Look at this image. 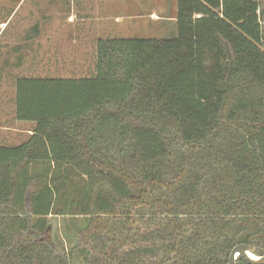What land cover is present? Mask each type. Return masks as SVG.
Masks as SVG:
<instances>
[{
	"label": "trees",
	"instance_id": "16d2710c",
	"mask_svg": "<svg viewBox=\"0 0 264 264\" xmlns=\"http://www.w3.org/2000/svg\"><path fill=\"white\" fill-rule=\"evenodd\" d=\"M175 4L171 38H98L89 77L14 79L15 120L35 126L0 145V264L101 263L41 239L50 215L97 242L120 229L138 246L120 264L177 236L193 237L177 264L264 253V0Z\"/></svg>",
	"mask_w": 264,
	"mask_h": 264
},
{
	"label": "rangeland",
	"instance_id": "374dc122",
	"mask_svg": "<svg viewBox=\"0 0 264 264\" xmlns=\"http://www.w3.org/2000/svg\"><path fill=\"white\" fill-rule=\"evenodd\" d=\"M175 16V0H0V22L3 23L0 26V71L6 70L8 64L9 59L6 58L10 50L8 40L13 42L15 37L12 38L10 34L13 31L25 32L32 27L46 29L45 31L59 30L58 35L53 37L55 42L42 47L44 60L42 63L45 65L53 61L57 64L60 61L66 65L64 59L71 57L72 64L69 66L71 72L88 75L93 72L95 41L98 38L168 39L175 35ZM261 27L264 35V18ZM72 40L77 44L72 43ZM21 44L20 53L24 58L29 52L28 62L24 61L21 55L23 63L26 65L32 63L36 57L33 44L26 42ZM19 69H22L18 72L19 75L32 76L35 73L33 67ZM40 70L42 69L38 71ZM44 71L41 72L45 73ZM66 72L68 70L62 74ZM13 94L12 81H0V144L4 143L1 138L5 135L4 130L8 128L6 123L10 122L15 131L11 132L6 144L11 146L18 145L24 139L19 134L21 127L15 122ZM12 137L14 139H11ZM45 221V234L40 238L52 239L62 231L63 239L65 238L64 248L70 250L71 245L67 240H71L75 227L68 225L66 227H69L70 231L66 232L64 228L61 230L60 227H64L61 218L51 215L45 218Z\"/></svg>",
	"mask_w": 264,
	"mask_h": 264
},
{
	"label": "crops",
	"instance_id": "0c3cea01",
	"mask_svg": "<svg viewBox=\"0 0 264 264\" xmlns=\"http://www.w3.org/2000/svg\"><path fill=\"white\" fill-rule=\"evenodd\" d=\"M3 25V23L0 22V26ZM46 29H26V31L22 32V30H19L18 33H15L16 31H13L11 34L12 38H13V42L8 40L9 42V51L8 50H5V51H8V55L6 56V58H8V64H7V67H6V70H3V71H0V81L1 82H4V81H7V80H11L12 81V84L14 83V79L16 77H34V78H37V77H51V78H81V77H87L88 75L90 76L91 74L89 73L88 75H84V74H81V75H78L77 73L75 72H71L72 69L69 68V66L72 64L71 62V57L68 58L67 60L64 59V63H66V65H63L62 63H60V61H58V63H54L53 61L50 62L49 64H43L42 61L43 60V53L41 52V49L42 47L45 45L46 47L49 45V44H52L55 42V39L53 38L55 35H58L57 32H59V30L55 32V30H51V31H45ZM1 32V30H0ZM5 32V30H4ZM3 32V34H4ZM49 32V33H47ZM21 41V42H20ZM11 42V43H10ZM16 42V43H15ZM22 42H26V43H29V44H33V47H34V51L36 53V57L35 59H33L30 63V64H25L23 63L24 61H29V58H28V54H26V58H24V55H22V53H20V45ZM72 43H76L75 40H72ZM22 45V44H21ZM83 47V46H82ZM44 52V51H43ZM40 53V54H38ZM25 59H22V57ZM59 59V57H58ZM24 60V61H23ZM76 62V61H74ZM78 63V62H76ZM26 67H30V68H34V74L32 76H26V75H19V71L21 72L22 69H19V68H26ZM58 68H60L58 70ZM39 69H42L45 73H42L40 71H38ZM53 70V71H50ZM94 69V68H93ZM66 74H62L63 72L67 71ZM59 71V72H58ZM62 71V72H61ZM58 72V73H56ZM61 72V73H60ZM12 78V79H11ZM9 104L11 105V101L9 102ZM12 107H13V102H12ZM10 110H12L10 108ZM17 124H19V126L21 127V131L19 132V134L21 135V137H24L23 141H26L28 139V137L30 135H32V131L34 129V124L33 123H29V122H18V121H15ZM6 125H8V128L6 130H4L5 132V135L3 138H1V140H3L4 143L0 144L1 146H11V145H7V140L10 138V134L11 132H14L15 130H13V127H12V124H10V122L6 123ZM27 126V127H24ZM24 127V128H23ZM11 139H14V137H12ZM21 142V143H22ZM20 144V143H19Z\"/></svg>",
	"mask_w": 264,
	"mask_h": 264
},
{
	"label": "flooded vegetation",
	"instance_id": "af4514ba",
	"mask_svg": "<svg viewBox=\"0 0 264 264\" xmlns=\"http://www.w3.org/2000/svg\"><path fill=\"white\" fill-rule=\"evenodd\" d=\"M60 229L62 230V227H60ZM116 232H118L119 235H116L115 237H110V236L101 237L100 238L101 242L95 241V239L97 238H93L92 236L85 237L84 235L74 234L73 236H71V240L72 238L73 240L70 244L71 245L70 250L68 249V252L66 253H69V254L71 253L74 259H76L79 255L78 250L81 248H84L86 249L87 257L90 262L93 261L94 258H98L101 260L100 264H120V253H122L123 250L125 252L128 250H133L134 248H137L138 246L128 245V248L122 247L120 249V229H117ZM61 234H62V231L58 235H61ZM190 239H193V237L192 236H177V237H173L170 241H166V244L163 246L164 251H160L158 254V257L154 256V258L149 259L148 264L151 262L156 263V264H162L161 260L164 259L163 256L169 259L166 264H177L174 262L175 261L174 258L176 257L177 252L183 249L184 248L183 244ZM109 240H112L114 242H109ZM238 245H247V244H238ZM236 246L232 247V249L229 251L226 264L228 263L229 255L231 251ZM247 246L254 248L255 251H257L255 247H252L250 245H247ZM57 254L58 255L62 254V252H58ZM255 255L262 256L264 255V253L262 255H257L255 253ZM241 261H244V259L241 256H237L234 264H237V263L240 264Z\"/></svg>",
	"mask_w": 264,
	"mask_h": 264
},
{
	"label": "water",
	"instance_id": "95a60500",
	"mask_svg": "<svg viewBox=\"0 0 264 264\" xmlns=\"http://www.w3.org/2000/svg\"><path fill=\"white\" fill-rule=\"evenodd\" d=\"M237 256H241L248 264H264V255L256 256L255 249L247 245H238L233 248L227 264H234Z\"/></svg>",
	"mask_w": 264,
	"mask_h": 264
}]
</instances>
